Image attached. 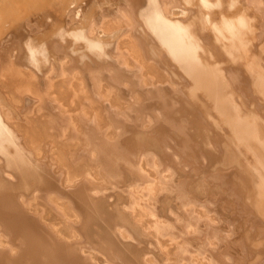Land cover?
I'll list each match as a JSON object with an SVG mask.
<instances>
[{
	"label": "bare ground",
	"instance_id": "obj_1",
	"mask_svg": "<svg viewBox=\"0 0 264 264\" xmlns=\"http://www.w3.org/2000/svg\"><path fill=\"white\" fill-rule=\"evenodd\" d=\"M45 1L0 0V264H264V0Z\"/></svg>",
	"mask_w": 264,
	"mask_h": 264
},
{
	"label": "crops",
	"instance_id": "obj_2",
	"mask_svg": "<svg viewBox=\"0 0 264 264\" xmlns=\"http://www.w3.org/2000/svg\"><path fill=\"white\" fill-rule=\"evenodd\" d=\"M225 6H226V4H225ZM227 8H228V7H226V9H227ZM225 11H226V10H225ZM232 11H233V10H232ZM206 30H207L208 32H210L208 29H205V30H203V31L205 32ZM207 31H206V32H207ZM208 34H209V33H208ZM250 37H251V36H250ZM259 38H261V39H259ZM252 39H253V41H252ZM263 39H264V31H263L261 37H258L257 39H256V38H251V40H250V42H249V46H250L249 49H250L251 53H254L255 55H257V54L259 53V55H258L259 57H258V56H257V57L259 58L261 64L263 63L262 65H264V56H262V55L260 56V53H261L260 50H261V49H259L258 45H261L260 43H262V45H261L260 47H261V48L263 47V45H264ZM261 41H262V42H261ZM208 42H209V44H210V42H211V45H212V42H215L214 37H213L212 35H211V38H210V37L208 38ZM254 43H255V44H254ZM215 44H216V42L213 43V46H211V47H213L212 50L214 51V54H215V52H216V50H217L216 48H219V50H218L217 53L215 54V55H216V58L219 59L218 56L220 55V58L223 59V60H222L223 63L226 62V61L228 60L229 55H228L225 51H223V49L220 48L221 46H220L218 43H217L216 45H215ZM251 45H253V46L255 45L256 49H254L255 47H254V48L251 47ZM256 45H257V46H256ZM253 49H254V50H253ZM262 49H264V48H262ZM220 50H221V52H220ZM255 52H256V53H255ZM243 53H244V52H243ZM251 53H250V52L247 53L248 58L246 57V54H245V57H246V58H245L244 60H241V61L239 60V64H237L238 62H236V63L234 64V62L232 63L231 60H230V61L228 60V62H230V63H227V62L224 63V67L227 66L228 68H230L228 65H231V66L233 65V66H235V67L239 65V67H241V68L244 69V71H245V70H246V69H245V66H246V59L254 58V57H253V54L251 55ZM262 54L264 55V50H263ZM222 55H223V56H222ZM243 56H244V55H242L241 58H243ZM250 56H251V57H250ZM224 58H225V59H224ZM226 59H227V60H226ZM229 59H230V57H229ZM241 64H243V65H241ZM233 66H232V67H233ZM245 72H246V71H245ZM248 78H249V77H248ZM247 81H248V80H247Z\"/></svg>",
	"mask_w": 264,
	"mask_h": 264
},
{
	"label": "rangeland",
	"instance_id": "obj_3",
	"mask_svg": "<svg viewBox=\"0 0 264 264\" xmlns=\"http://www.w3.org/2000/svg\"><path fill=\"white\" fill-rule=\"evenodd\" d=\"M51 1H52V2H51ZM53 1H54V0H50L49 2H48V0L45 1L44 5L42 6L41 9H43V8L47 9V8H49L50 5H52V4H54V3L56 2V1H54V2H53ZM46 5H47V6H46ZM37 9H38V8H35V9H29V7H25V8H24V10L27 11V12H29L30 10H31V11L34 10V12H36ZM41 9H39V10H41ZM23 12H24V11H23Z\"/></svg>",
	"mask_w": 264,
	"mask_h": 264
}]
</instances>
